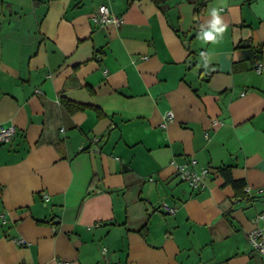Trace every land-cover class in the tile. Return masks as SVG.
<instances>
[{"label": "crops", "instance_id": "1", "mask_svg": "<svg viewBox=\"0 0 264 264\" xmlns=\"http://www.w3.org/2000/svg\"><path fill=\"white\" fill-rule=\"evenodd\" d=\"M101 4L121 21L96 22ZM166 5L0 0V264H264L246 235L264 212V52L257 72L236 48L264 43V0ZM189 158L209 167L200 189L171 162Z\"/></svg>", "mask_w": 264, "mask_h": 264}, {"label": "built area", "instance_id": "2", "mask_svg": "<svg viewBox=\"0 0 264 264\" xmlns=\"http://www.w3.org/2000/svg\"><path fill=\"white\" fill-rule=\"evenodd\" d=\"M93 19L100 24H106L109 22L119 23L121 21V17L112 13L104 4L98 6L96 13L93 15ZM254 69L257 72L260 71V62L255 63ZM172 116V111L167 110L163 115L161 126L164 127ZM14 131L15 126L12 124L0 125V141H7ZM171 162L174 165L176 175L180 180L185 181L192 189H200L204 186V178L209 173V167L197 166L193 158H189L183 162H175L173 160ZM149 179H152V177H149ZM159 209L166 213H174L176 211L174 205L165 201L159 205ZM0 216L2 220H4V214L2 213ZM251 221L253 226L246 234L248 242L253 250L258 252L261 256H264V212L256 213ZM15 240L19 243L24 242V239L22 238H17ZM102 249L104 250L105 248L103 247ZM58 264H68V262L65 260H59Z\"/></svg>", "mask_w": 264, "mask_h": 264}, {"label": "trees", "instance_id": "3", "mask_svg": "<svg viewBox=\"0 0 264 264\" xmlns=\"http://www.w3.org/2000/svg\"><path fill=\"white\" fill-rule=\"evenodd\" d=\"M152 1L156 4V6L160 10L166 11V8H167L166 1L167 0H152ZM192 2H194L193 15L195 18L198 16V14L201 11H203V1H199V2L192 1ZM236 48L240 50L243 59L250 60L251 65L254 66L255 63H257L262 58V52H264L262 51L264 50V43H262L261 41H254L253 38L243 39L237 43ZM61 102L68 112L82 110L90 106L85 103L75 102V101H72L70 99L63 98V97L61 98ZM90 107H92L95 110L96 115L98 117L103 115L102 111L97 106H90ZM219 171L225 176L226 178L225 180L229 181L234 188L244 187V182L242 180L234 179L231 177L228 167H220Z\"/></svg>", "mask_w": 264, "mask_h": 264}, {"label": "water", "instance_id": "4", "mask_svg": "<svg viewBox=\"0 0 264 264\" xmlns=\"http://www.w3.org/2000/svg\"><path fill=\"white\" fill-rule=\"evenodd\" d=\"M186 65L193 73L199 74L200 73V67L194 63L192 58L187 59Z\"/></svg>", "mask_w": 264, "mask_h": 264}]
</instances>
